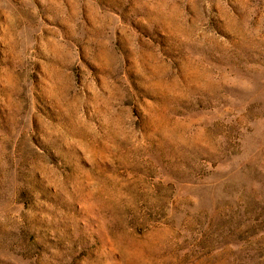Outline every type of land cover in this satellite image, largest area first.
<instances>
[{
  "label": "rangeland",
  "instance_id": "obj_1",
  "mask_svg": "<svg viewBox=\"0 0 264 264\" xmlns=\"http://www.w3.org/2000/svg\"><path fill=\"white\" fill-rule=\"evenodd\" d=\"M0 264H264V0H0Z\"/></svg>",
  "mask_w": 264,
  "mask_h": 264
}]
</instances>
